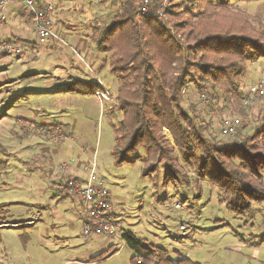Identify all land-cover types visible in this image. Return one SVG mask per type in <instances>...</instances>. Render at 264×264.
<instances>
[{
	"label": "rangeland",
	"instance_id": "rangeland-1",
	"mask_svg": "<svg viewBox=\"0 0 264 264\" xmlns=\"http://www.w3.org/2000/svg\"><path fill=\"white\" fill-rule=\"evenodd\" d=\"M112 1L99 6L101 12L107 10L102 13L107 21L99 19V25L112 19ZM51 4L55 10L59 3ZM231 4L246 11L255 26L264 22V0ZM40 63V68L28 67L21 59L0 58V264H133L134 252L121 239L83 235L82 203L59 188L73 172L86 176L93 164L109 190L120 235L130 233L144 246L167 250L172 262L264 264V200L245 209L228 207L215 186L199 179L180 150L177 156L188 174L182 182H165L161 168L150 172L141 148L135 162L115 163L112 149L122 111H109L110 103L101 109L92 91L79 95L61 90L72 79L62 82L57 69ZM254 64L264 71L263 59ZM252 67L250 63L246 74L254 71ZM108 75L117 79L110 70ZM184 93L196 112L212 122L211 131L222 143L240 135L239 129L231 137L219 134L220 107L212 100L203 103L199 91ZM263 101L264 97L253 106ZM251 122L248 132L258 126L255 118ZM164 133L172 141L167 129ZM62 163L66 170H61Z\"/></svg>",
	"mask_w": 264,
	"mask_h": 264
},
{
	"label": "trees",
	"instance_id": "trees-1",
	"mask_svg": "<svg viewBox=\"0 0 264 264\" xmlns=\"http://www.w3.org/2000/svg\"><path fill=\"white\" fill-rule=\"evenodd\" d=\"M231 1L172 0L159 20L137 15L138 0H123L107 25L93 28L91 40L108 55L104 64L119 81L115 107L122 119L112 149L115 163L135 162L141 148L150 172L161 168L165 182H179L188 175L180 150L228 207L245 209L264 200V113L257 116V128L222 143L184 93L190 86L199 92L207 88L219 111L243 109L247 67L264 60V23L255 26ZM122 240L134 252L133 264H199L172 262L167 250L144 246L130 233Z\"/></svg>",
	"mask_w": 264,
	"mask_h": 264
},
{
	"label": "crops",
	"instance_id": "crops-1",
	"mask_svg": "<svg viewBox=\"0 0 264 264\" xmlns=\"http://www.w3.org/2000/svg\"><path fill=\"white\" fill-rule=\"evenodd\" d=\"M51 1L52 0H38V3L39 5H43L45 3H51ZM103 1L105 0H57L59 4L57 8H55V10L50 13V18L53 27H55L57 30L56 33L58 37L49 40L45 45H40L37 43L33 26L29 16L24 11L22 3L19 0L9 1L6 11L7 19L5 23L0 26V41H9L17 44L22 48L23 54L20 56H8L0 54V58L8 56L11 58L14 57L21 59L23 63L28 65V67L40 68V60L49 63L51 66L57 69L56 73L60 74L59 77L62 82L72 79L70 84H63V86H60V89L66 91H75L79 95H85L87 92L91 93L93 88L98 87L97 80H101L111 93V100L104 103V105L110 103L108 110L115 111V97L117 88L119 86V81L118 79L112 80L109 78L108 72L110 69L108 65L104 64V61L107 59L108 55L98 52L94 42L91 40L93 28L95 26H105L99 25L98 20L100 19L101 21H107L102 14L106 13L107 10L101 12L99 8V6L103 4ZM122 1L123 0H113L111 3H108V6L113 11L112 13H114L109 16L110 18H113L119 11ZM96 2L99 3V5H97ZM86 3L88 5L87 7L85 6ZM88 8L92 9V11H89ZM38 58H40V60H38ZM254 63L255 62L251 63L253 64L252 68L254 71L245 74L241 87L242 96L246 92L251 82L260 77L264 78L263 66ZM256 73L262 74L259 77H254V74ZM47 80L49 84H54L53 77L51 75L49 78H47ZM191 89L194 93V89L191 86L187 89V91L190 92ZM79 95H69V97L71 98L74 96L76 99H78L81 98ZM95 101L101 108V105L96 98ZM262 103H264V101L258 103L256 106L252 105L253 107L251 106L246 110L241 108V112L236 111V113L240 112L244 118L243 125L239 128L240 132H238L240 135L248 132L246 130L251 128V120L254 118L257 119V116L262 113L260 112V108L263 105ZM103 107L101 109H103ZM113 107L114 109L112 110ZM230 113L235 112L229 109L223 110L221 117L223 118ZM247 120H250V123ZM220 121L221 120L217 122L216 120L217 125L220 124ZM254 126L255 125H253L252 128ZM238 136H236V138ZM230 142H227V144H230ZM73 174L79 178L85 177H81L75 172H73L72 175ZM64 194L65 196H69L66 193ZM82 208L83 203L80 210L81 213H83ZM121 241L123 242V240Z\"/></svg>",
	"mask_w": 264,
	"mask_h": 264
},
{
	"label": "built area",
	"instance_id": "built-area-1",
	"mask_svg": "<svg viewBox=\"0 0 264 264\" xmlns=\"http://www.w3.org/2000/svg\"><path fill=\"white\" fill-rule=\"evenodd\" d=\"M11 0H0V26L7 19V7ZM25 13L29 16L33 30L36 34L38 44H46L49 40L57 38L50 13L54 10L51 3L39 5L38 0H19ZM172 0H139L136 13L143 17H154L164 20L166 11L171 7ZM0 54L8 56H20L23 50L17 44L9 41H0ZM98 89L94 96L99 101L101 108L104 103L111 100V93L101 80H97ZM264 97V78L260 77L251 82L242 96L241 105L248 109L254 103ZM199 99L203 103H209L210 96L206 88L199 92ZM243 117L230 113L224 116L219 125V131L231 137L243 125ZM66 163H62L61 170H66ZM63 193L70 197L80 199L83 203L84 217L82 233L84 236L116 237L122 240L119 226L116 223L110 210V194L103 179L96 176L94 164L91 171L84 178L76 175H68L64 182L59 185Z\"/></svg>",
	"mask_w": 264,
	"mask_h": 264
}]
</instances>
